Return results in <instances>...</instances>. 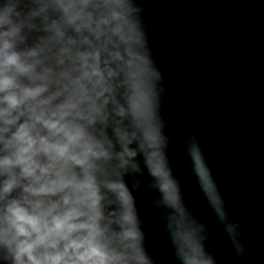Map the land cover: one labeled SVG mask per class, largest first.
<instances>
[{
  "label": "clouds",
  "instance_id": "9594fccd",
  "mask_svg": "<svg viewBox=\"0 0 264 264\" xmlns=\"http://www.w3.org/2000/svg\"><path fill=\"white\" fill-rule=\"evenodd\" d=\"M144 0H0V264H220L169 158ZM195 183L246 243L193 130Z\"/></svg>",
  "mask_w": 264,
  "mask_h": 264
},
{
  "label": "water",
  "instance_id": "95a60500",
  "mask_svg": "<svg viewBox=\"0 0 264 264\" xmlns=\"http://www.w3.org/2000/svg\"><path fill=\"white\" fill-rule=\"evenodd\" d=\"M144 2L165 77L169 158L185 199L211 229L209 247L220 264H264V0ZM186 122L201 127L203 133L193 131L240 223L246 243L240 260L195 183L184 152ZM145 228L159 264H173L164 240L153 234L152 217Z\"/></svg>",
  "mask_w": 264,
  "mask_h": 264
}]
</instances>
